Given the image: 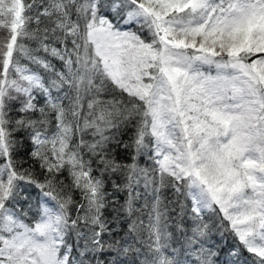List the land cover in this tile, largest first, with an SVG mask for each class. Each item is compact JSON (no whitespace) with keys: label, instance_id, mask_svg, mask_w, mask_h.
<instances>
[{"label":"snow or ice","instance_id":"obj_1","mask_svg":"<svg viewBox=\"0 0 264 264\" xmlns=\"http://www.w3.org/2000/svg\"><path fill=\"white\" fill-rule=\"evenodd\" d=\"M0 33V264L140 254L105 215L114 175L129 216L153 195L140 264H217L227 236L220 264H264V0H0Z\"/></svg>","mask_w":264,"mask_h":264},{"label":"trees","instance_id":"obj_2","mask_svg":"<svg viewBox=\"0 0 264 264\" xmlns=\"http://www.w3.org/2000/svg\"><path fill=\"white\" fill-rule=\"evenodd\" d=\"M0 35H3V33H0ZM24 43L28 44L30 47H35V44L33 42L25 40ZM43 55V53H41ZM22 63H28L26 60H22ZM54 63L57 64L59 67V62L54 61ZM29 67H32L34 70L36 69V66L29 64ZM42 71V70H41ZM41 103H43V100L41 99ZM22 135V134H21ZM131 136V131H128L124 133L123 135H120L119 138L122 141H128ZM114 151L113 154L116 156L118 160H121L126 163H130V154L125 152L121 147L113 144L110 146ZM30 149V144L25 139L24 146L18 151L17 153V159L23 158L26 163L23 165L25 168L29 166L32 161L27 155L28 150ZM137 163L141 168L147 167L150 165V161L147 160L146 157L141 156L139 157ZM37 171H39L38 165ZM65 176L67 173L64 174ZM115 180L119 184L125 183V178L123 175H114L110 178L106 177V190L110 193V201H115V203H110L109 207L105 210V215L109 220H112L113 217L117 216V213L119 214V222L113 223V227L116 229V232L118 234V238H123L127 244L131 245L132 248H141V253L137 254L134 251H130L127 255H120L118 259L123 262V264H133V261H136V264H140V262L144 259L145 255H148L147 248L142 246L138 240L147 239L148 229L147 225L149 223V214L151 212V206L153 202V195L151 194V189L145 190L143 180L141 179L140 185L135 189L138 191L141 195L138 199L134 201V207L138 209V211H134L131 216L128 215V213L121 208V206L125 205L126 200L128 199V191L125 189L123 191H115L112 187V181ZM25 191H31V194L33 197L37 195L38 190L36 189H25ZM161 211L165 213L166 220L165 222L168 225V231H170L173 234L174 240H177L180 238V232L177 229V224L183 222L185 226H190L191 221L187 218H185L183 221L180 220L179 217V208L177 204L175 203V197L173 195V191L171 188H164L161 190ZM76 198L79 199L78 194L76 195ZM22 207H26L23 201L20 202ZM35 203V201H34ZM147 204V206H145ZM139 220L143 221V225L140 226L138 232L136 233H130L129 232V224L133 220ZM211 225L212 221H208ZM227 245L222 247V250L220 252V255L218 258H214V260L217 261V264H220V262L224 261L227 257V251L228 248H231L233 246V239L231 236H227ZM211 240L215 241L218 246H220V235L215 229H213ZM173 246L179 247V244H174ZM244 257L251 259V256L247 253H244ZM108 261H112L114 259H117V255L115 252H109L105 254L104 257ZM149 255V259H150Z\"/></svg>","mask_w":264,"mask_h":264}]
</instances>
